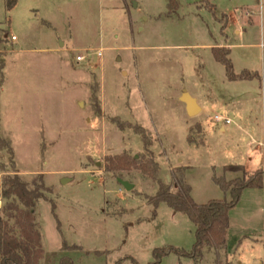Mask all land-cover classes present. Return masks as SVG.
<instances>
[{"label":"rangeland","instance_id":"374dc122","mask_svg":"<svg viewBox=\"0 0 264 264\" xmlns=\"http://www.w3.org/2000/svg\"><path fill=\"white\" fill-rule=\"evenodd\" d=\"M263 18L264 0H16L11 8L0 0V215L5 174L29 183L42 176L40 264L63 256L74 264H196L156 253L193 249L189 216L150 203L158 183L135 169L108 172L105 158L144 154L142 135L128 126L140 125L160 179L168 184L170 168L186 167L198 203L230 200L213 180L227 179V165L253 172L262 158L264 171ZM225 42L235 72L258 77L228 79L212 51ZM184 89L200 114L188 116ZM221 99L232 123L214 118L227 116ZM198 264H264V186L243 190L229 212L226 248L205 246Z\"/></svg>","mask_w":264,"mask_h":264},{"label":"trees","instance_id":"16d2710c","mask_svg":"<svg viewBox=\"0 0 264 264\" xmlns=\"http://www.w3.org/2000/svg\"><path fill=\"white\" fill-rule=\"evenodd\" d=\"M15 3L16 0H8V7L11 8ZM212 51L215 59L225 66L229 80H250L259 76L258 72L247 69L236 73L230 57V48L216 46ZM118 122L120 127H125L127 124ZM128 126H133L135 131L142 135L145 153L138 157L127 153L106 156L105 170L108 172H127L134 169L140 171L159 186L156 194L148 197L150 203L157 206L160 202H166L175 212L187 214L195 225L196 241L190 252L170 247L156 251L157 257L169 252H177L193 258L198 264V258L205 246L213 248L217 253L226 248L229 212L240 201L243 190L264 186V171L259 168L249 172L243 165H227L226 171L244 172L242 178L232 180L216 174L213 176L214 182L226 194H230V200L211 199L206 203H198L194 200L192 188L185 179L186 167L173 168L171 182L164 183L160 179L159 162L151 150L152 141L148 131L140 125L128 124ZM46 191L47 187L42 176L41 179L34 180L32 183L25 181L18 173L3 176L1 192L8 201L4 207L6 217L0 215V264H40L43 260L45 250L37 220V205L41 199L46 198ZM66 244H63V249ZM59 264H74V262L70 257L63 256ZM116 264H121V260Z\"/></svg>","mask_w":264,"mask_h":264},{"label":"crops","instance_id":"0c3cea01","mask_svg":"<svg viewBox=\"0 0 264 264\" xmlns=\"http://www.w3.org/2000/svg\"><path fill=\"white\" fill-rule=\"evenodd\" d=\"M227 15V14H226ZM247 15H248V17H249V19H248V21L249 22H251L252 21V19H251V16H249V13L247 12ZM230 17V15H227V19L226 20H228V18ZM263 20H264V18H263ZM237 33H241V31L240 30H238L237 31ZM13 37V36H12ZM217 46H220V47H227V48H230L231 49V46H232V44L231 43H229V42H225V43H220V44H217ZM231 56V55H230ZM184 91H187V90H183V93H184ZM193 98H195L189 91H187ZM183 95V94H182ZM180 99H181V101H183L182 100V96L180 97ZM195 100H196V102H197V104H198V106L200 107V112H199V114L202 112V110H203V107L199 104V102H198V100H197V98H195ZM184 102V101H183ZM185 103V102H184ZM185 107H186V112H187V114H188V116H190L189 115V113H188V110H187V104L185 103ZM219 107H220V109H222L223 110V112H225V114L227 115V116H224V115H222V114H220L219 113V111L217 112V115H220V116H223V117H227V118H229L230 120H231V123H232V118L229 116V108H231L230 106H229V103H227L226 102V99H221L220 100V104H219ZM221 130H222V132H225L226 131V128L224 127V126H222L221 127ZM230 165H238V164H230ZM244 166V165H243ZM261 166H262V158H261V161H260V163H259V165H258V167H257V169H259V168H261ZM180 167V166H179ZM245 168H246V166H244ZM173 168H175V167H172V168H170L169 170H171V169H173ZM189 168V167H188ZM247 169V168H246ZM162 172V171H161ZM232 173L233 172H231V171H228L227 172V179H233V175H232Z\"/></svg>","mask_w":264,"mask_h":264},{"label":"water","instance_id":"95a60500","mask_svg":"<svg viewBox=\"0 0 264 264\" xmlns=\"http://www.w3.org/2000/svg\"><path fill=\"white\" fill-rule=\"evenodd\" d=\"M182 100L187 104V110L189 115L194 116L199 114L200 112V107L198 106L195 98H193L187 91H184L182 95ZM63 183L67 182L66 179L62 180ZM122 185L127 189V190H132L134 188V184L121 180Z\"/></svg>","mask_w":264,"mask_h":264},{"label":"built area","instance_id":"2783aa9c","mask_svg":"<svg viewBox=\"0 0 264 264\" xmlns=\"http://www.w3.org/2000/svg\"><path fill=\"white\" fill-rule=\"evenodd\" d=\"M12 39H15V36H13ZM85 58H86V56L79 55V56L76 57V60L77 61H83ZM214 118H215V120L217 122H225L226 124L231 123V120L229 118L223 117V116H220V115H217V114L214 116ZM0 200H1V195H0Z\"/></svg>","mask_w":264,"mask_h":264}]
</instances>
